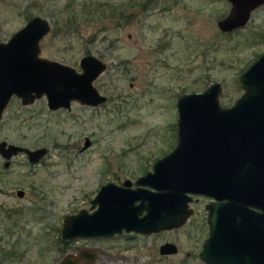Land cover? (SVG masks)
Instances as JSON below:
<instances>
[{"label": "rangeland", "instance_id": "1", "mask_svg": "<svg viewBox=\"0 0 264 264\" xmlns=\"http://www.w3.org/2000/svg\"><path fill=\"white\" fill-rule=\"evenodd\" d=\"M230 9L228 0H0V42L39 15L51 25L40 56L78 71L88 54L107 64L94 81L107 97L98 106L51 110L45 96L27 105L12 96L5 108L0 141L47 153L38 163L20 153L8 167L0 155V264H54L83 249L97 256L81 264H204V197L185 225L156 234L63 240L61 227L90 210L102 184L133 182L172 150L179 96L220 82L222 106L240 97L239 75L264 52V4L223 32ZM165 241L178 252L162 256Z\"/></svg>", "mask_w": 264, "mask_h": 264}, {"label": "water", "instance_id": "2", "mask_svg": "<svg viewBox=\"0 0 264 264\" xmlns=\"http://www.w3.org/2000/svg\"><path fill=\"white\" fill-rule=\"evenodd\" d=\"M228 2L229 14L218 21L223 32L245 26L252 11L264 4V0ZM50 30V22L36 15L0 42V120L12 96L24 105L45 96L51 110L70 109L72 102L98 106L107 101L94 84L106 70L104 61L85 55L78 71L40 56V42ZM237 82L244 92L229 107L219 102L220 82L179 96L175 147L155 161L152 171L136 179V188L130 187L129 179L122 185H101L91 201L92 212L81 209L64 217L62 239L109 237L124 229L152 233L178 228L193 213L192 195H202L216 201L206 206L209 235L199 258L205 264H264V53ZM89 144L86 138L83 149ZM19 152L35 163L47 149L0 141L3 158ZM164 247L162 253L176 252L173 244ZM96 256L83 249L54 264L90 263Z\"/></svg>", "mask_w": 264, "mask_h": 264}, {"label": "flooded vegetation", "instance_id": "3", "mask_svg": "<svg viewBox=\"0 0 264 264\" xmlns=\"http://www.w3.org/2000/svg\"><path fill=\"white\" fill-rule=\"evenodd\" d=\"M253 12V11H252ZM264 53V52H263ZM249 67V66H248ZM247 67V68H248ZM246 70V69H245ZM244 70V71H245ZM243 90V89H242ZM244 92V91H243ZM242 95V94H241ZM240 95V96H241ZM239 98V97H238ZM237 98V99H238ZM19 99V98H18ZM236 99V100H237ZM235 100V101H236ZM22 103V102H21ZM234 104V103H233ZM232 104V105H233ZM176 145V144H175ZM19 146V145H18ZM175 147V146H174ZM173 147V148H174ZM172 148V149H173ZM24 154L25 155V153H23V152H19V153H17V154H15V155H12L11 156V158L10 159H5V162H4V166L5 167H8L9 165H10V163H11V161H12V159H13V157H15L16 155H18V154ZM1 155V154H0ZM26 156V155H25ZM2 157V156H1ZM26 158H27V156H26ZM41 160V159H40ZM40 160L39 161H37V162H35V163H38V162H40ZM27 161H29L28 159H27ZM6 162L8 163L7 164V166H6ZM29 163H31L30 161H29ZM155 163V162H154ZM154 163H153V165H154ZM152 169H153V166H152ZM152 171V170H151ZM147 172H149V171H147ZM146 172V173H147ZM145 173V174H146ZM144 175V174H143ZM136 181V180H135ZM135 181H133L132 182V185L130 186L131 188H136L137 186L134 184L135 183ZM109 182H112V181H109ZM107 183V182H106ZM116 184H118V185H122L123 184V182H121V183H116ZM18 191H21V190H18ZM18 191L16 192V194L18 195ZM23 192V191H22ZM98 192V191H97ZM24 196V192H23V195H22V197ZM96 196V195H95ZM19 197V196H18ZM22 197H20V198H22ZM198 197H204V198H207V202H206V204H205V206H204V209L206 210V212H207V217H208V210H207V208H206V206L209 204V203H211V202H213V201H216L215 199H213V198H210V197H206V196H202V195H192V201L189 203V208H192L193 209V207L191 206V204H193L195 201H197L198 200ZM95 198V197H94ZM93 198V199H94ZM93 199H91V201L93 200ZM91 201H90V206H91ZM221 202H224V200H222ZM94 209H91L90 208V210H88V211H90V212H92ZM146 213V210H143L142 211V213H141V216L142 215H144ZM193 213H194V209H193ZM193 213H192V215H193ZM192 215H190L189 216V218L192 216ZM189 218H187V221L189 220ZM186 221V222H187ZM186 222H185V224H186ZM206 222H207V218H206ZM185 224H183V225H185ZM182 225V226H183ZM207 225H208V222H207ZM182 226H180V227H178V228H181ZM178 228H172V229H165V230H161V231H158V232H152V233H140V232H136V231H126L125 229L121 232V233H117V234H122V233H134V234H141V235H144V234H146V235H150V234H156V233H160V232H165V231H169V230H173V229H178ZM113 235H115V234H113ZM208 235H209V225H208ZM208 235H207V237H208ZM112 236V235H111ZM111 236H109V237H111ZM207 237L204 239V241L207 239ZM98 238H100V237H98ZM204 241H203V243H204ZM167 243H170V244H173V245H175L174 243H172L171 241H165L164 243H162L160 246H159V253L162 255V256H168V255H174V254H176L177 252H178V248H177V246H176V252H174V253H162L161 251H162V249L166 252V248L164 247V248H162L163 247V245L164 244H167ZM203 243H202V245H203ZM201 250H202V246H201ZM201 250L199 251V253L201 252ZM199 253H198V256H199ZM201 260V259H200ZM202 261V260H201ZM203 262V261H202ZM204 263V262H203ZM205 264V263H204Z\"/></svg>", "mask_w": 264, "mask_h": 264}]
</instances>
